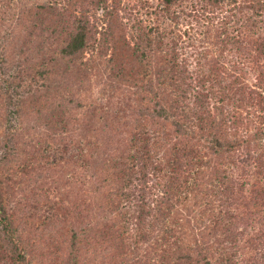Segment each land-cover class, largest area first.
Returning <instances> with one entry per match:
<instances>
[{
    "label": "trees",
    "instance_id": "16d2710c",
    "mask_svg": "<svg viewBox=\"0 0 264 264\" xmlns=\"http://www.w3.org/2000/svg\"><path fill=\"white\" fill-rule=\"evenodd\" d=\"M178 2L187 4L188 9L201 4V11L222 15L209 50L197 56L195 67H191L187 56L179 62L177 46L167 45L165 32H160L166 24L165 11ZM250 2L251 15L244 2L234 7L237 0H160L164 8L149 13L155 19L148 27L132 14L136 6L122 0H0V97L4 98L10 123L9 131L0 134V264H40L43 257L49 262L54 258L58 264H167V253L151 246L146 247L149 252L144 259L132 262L135 256L131 259L128 255L138 252L139 245L136 243L132 250L128 245L121 249L126 235L113 232L120 225L118 210L122 219L127 218L124 225L135 217L133 210L121 213L120 204L132 208L142 200L145 204L139 208H144L147 200L142 194L148 189L161 196L149 203L146 212L143 209L142 218L155 226L157 234L153 235L168 246L174 247L182 239L176 235L181 227L192 230L198 222L214 225L208 233L212 236L220 223L225 232L246 237L244 245L237 244L235 249L241 264H264V228L255 231L254 226L261 225L260 212L253 208L259 195L242 193L247 183L233 177L232 171L248 173L253 168L256 173L260 167L240 129L258 121L262 129L256 138H264V64H260L264 59V0ZM225 7L228 9L224 13ZM250 74L257 77L254 86L260 92L246 83ZM97 75L102 79L101 93L91 99V79ZM126 86L134 88V99L128 98L124 107L118 106L114 97ZM88 100H92L89 111L93 115L70 119ZM25 108H34L38 125L21 115ZM4 110L0 108V116ZM252 111L257 115L253 116ZM125 117L126 137L120 143L116 138L121 136L119 124ZM147 118L164 121L168 130L162 142L140 140ZM16 124L19 130L31 126L39 132L37 139L24 142L12 137ZM126 140L130 144H125ZM79 141L83 147L78 148L89 150L82 155L72 150ZM241 143L249 147L242 155L238 154ZM43 146L49 148L48 154L41 151ZM261 152L264 154V146ZM30 159L34 167L21 176L26 175L25 182L18 183L17 188L15 183L2 185L6 163L14 161L19 171H25ZM81 164L104 177L99 189L108 188L111 181L117 192L104 193L103 197L86 195L80 201L83 195L79 198L70 190V221L58 217L59 207H54L57 212L48 206L50 217L36 227L34 208L49 198L43 170L52 167L53 172L47 175L52 180L50 189L67 185L77 189L87 179L78 173L82 168L75 169ZM36 166L39 171L30 172ZM68 168L72 169L70 184L63 181L56 185L54 176L65 180ZM165 168L174 174H166L167 181L160 173ZM194 173L204 177L203 187L192 185L187 191L190 195L176 193L187 190V186L176 190L175 183L186 184L185 175ZM150 174L154 182L145 190L142 186L148 185ZM17 195H26L23 199L30 206L24 209L16 202V209L11 211L6 203ZM104 208L108 219H101ZM112 215L115 226L111 224L113 229L106 235L101 224ZM46 223L55 241L43 240ZM55 224H59L57 230ZM55 233L62 234V239L53 238ZM247 233L253 236L248 241ZM196 237L191 234L186 240L198 244ZM177 254L181 264L185 256ZM193 254L186 260L207 261L200 247Z\"/></svg>",
    "mask_w": 264,
    "mask_h": 264
},
{
    "label": "rangeland",
    "instance_id": "374dc122",
    "mask_svg": "<svg viewBox=\"0 0 264 264\" xmlns=\"http://www.w3.org/2000/svg\"><path fill=\"white\" fill-rule=\"evenodd\" d=\"M201 0H195V2H199L200 3ZM122 2H128L130 5H135L136 6V10L132 11L134 15L138 16L137 19H141L143 21H145L146 25H148V27H151L155 17L151 14V13H155V10L158 8L162 9L164 8L163 5L159 4L160 0H122ZM135 2V3H134ZM244 2V3H243ZM240 3H243L242 5L244 7H246L248 10V12L250 13V15L252 14V9L250 8L251 6V2L250 0H237V5L234 7H237L240 5ZM58 5H62V4H58ZM144 5V9H142L141 7ZM64 6V5H62ZM201 4H196L195 7H193L192 9H188V5L183 3H177L175 4V6H173L172 8H170L168 12L165 11V17H166V24L164 26H162V29L160 30V32H165L164 36L166 37V41H167V45H171L174 44L177 46V57L179 59V62L181 60V58L183 56H187L190 57V61L192 62L191 67H195L196 65V58L197 56L201 55L205 50H209V44L212 43L213 41V35L215 30L220 26V20L222 18V15L220 13H215V14H208L206 11H201ZM229 8H233V7H229ZM195 9H197L198 11H195ZM228 9L227 7L224 8V10L222 12L225 13V10ZM264 10V9H262ZM188 12H191L192 15H189ZM248 13V14H249ZM98 15H101V12H98ZM178 17V18H177ZM207 35V36H206ZM161 36V35H160ZM161 42L165 45V40L164 37L162 38ZM87 57V56H86ZM183 59V58H182ZM260 64H264V59L260 61ZM257 77L254 74H250L249 78H248V82H246L248 85H250L253 89L255 90H259L257 87H255V82H256ZM99 80V81H98ZM94 84H93V83ZM91 84H92V91H91V95H93V97L91 99H94L97 97V95H99L101 93V88H102V79H100L99 75L97 76H93L91 79ZM162 87V86H161ZM163 88V87H162ZM133 87H123V91H119L115 97H114V102L118 103V106H123L125 105L126 101L128 98H130L131 100L134 99V94H133ZM171 91V89H170ZM261 90H259L260 92ZM26 92H24L23 94H25ZM236 95H238V93H235ZM88 95H90V91L88 93ZM27 96V95H25ZM3 97H0V108L2 110H4V104L5 102ZM92 101V100H90ZM88 100L87 101V105L80 110L79 112L76 113H72V117L70 119H72L73 117L77 118V119H81L84 117L90 118L93 114V111H89L92 110L91 109V103ZM29 105H33L32 102H28ZM32 103V104H31ZM34 105H39L38 103L34 104ZM128 107V106H127ZM10 108V107H9ZM88 109V110H86ZM149 109V108H148ZM34 110V108H33ZM33 110H28V109H23L21 112V115H27L28 116V122L33 124L38 125L40 123V120H38L35 116V111ZM124 110V108H123ZM122 111V109L120 110ZM149 111H152L151 109H149ZM244 110L240 111L243 113ZM241 113V114H242ZM253 116H256L257 113H255L254 111H252ZM136 115V113H135ZM243 115L246 117V113H243ZM95 116V115H94ZM128 116V115H127ZM8 117L6 116L5 110L2 113V116H0V134H2L4 131L8 130V127L10 125V123H7ZM127 118L125 117L123 120H121L119 126L122 129V133L121 136H119L118 138H116V141L123 143L122 140H120L123 137H126V133L124 132L126 129V123ZM21 123V122H20ZM23 123V122H22ZM19 124H16L17 126V131H13L12 132V137H18L19 139H21L22 141L26 142L29 141L30 139H32V142L35 141L37 139L38 136V131H35L31 126H27V127H22L19 130L18 127ZM249 127H242L240 129L241 131V136L243 137V139L245 140H249V144L251 146V150L254 149V153L257 156V165L260 164L259 167V171L258 172H252L253 168L248 172V173H243V172H239V171H235L234 169H232L233 171V177L237 176L238 179L245 181L247 184L244 186V190L241 191L242 193L246 194V195H259L260 200L258 201V203L253 204V208L258 210L259 213V217L258 220H260V224H255V231H261V228H264V154L263 152H261V147L264 146V138H256V135L259 132V129H262V126L258 124V121L254 123L251 122L250 125H248ZM69 128H71V125L69 126ZM247 130H245V129ZM167 128L166 125L164 126V121L162 119H156V118H147L145 120V129L143 131L141 135V139L140 140H146L147 142L149 141L150 144L152 143V141L155 140H159L162 142L163 138L166 136V132H167ZM9 131V130H8ZM25 132V133H21V132ZM124 132V133H123ZM72 134V132H69ZM77 139V137H76ZM139 139V138H138ZM120 140V141H119ZM125 144H130L129 140L125 141ZM132 144V142H131ZM79 146H82V142L79 141L75 143V145L73 146L72 150L77 149V152L75 151V154H79L81 153V155L83 154V152H88L89 150L85 147L83 148H78ZM241 149L238 151V154L242 155L243 153H245V149L244 148H249L247 145H243V143H241ZM18 143L15 145V150L18 149ZM121 147H123V145H119ZM31 149V148H30ZM49 148L46 146H43L41 148V151H43L45 154L49 153ZM154 153V149L151 150V154ZM262 153V154H261ZM36 156V155H34ZM67 157V156H66ZM65 157V158H66ZM13 158V156L11 157ZM38 158V156H37ZM61 160V159H60ZM60 160H58V162L60 163ZM155 159L152 158V161H154ZM31 161V162H30ZM74 160L72 159L70 164L73 162ZM33 160L30 159L29 160V167H27V169L25 171H19L17 166L14 164V161L8 162L5 164L4 167V177L5 179L2 181V185L5 186V184L10 185V183H15V188L18 187V183L22 184L23 182H25V178H21V176L27 172L29 169L32 170V168L34 167L33 165ZM40 165L41 162L39 161ZM63 165H67V164H63ZM42 166V165H41ZM85 166H83L81 164V166L76 167L75 169H80L82 168L81 171H79V175L80 174H84L85 177L87 178L86 181H84L83 184L77 186V189H71L70 185H67L66 187H58V189L55 188H51V177L47 176L50 173H52V167L47 166V168H45L43 170V173L45 175L44 177V181H45V194L49 196L48 200H44L41 205L38 204V207H35V213L33 214V222H35V224L38 226H41V224L43 225V223H45L48 219L47 216L48 214L46 213V210H49L48 206H51L50 210H56L54 207H59V216H64L65 219L68 221H70V219H68L67 215L70 214L68 210L73 211V207H71V201H72V196L69 195L70 194V190H72L73 192H75L76 194L79 195V198L83 195V197L80 198V201H83L84 199H86V195L88 197L90 196H99V197H103V194L106 193L108 195L117 192V186L115 185V183L108 181V188H98L99 186L102 185L103 181H104V177H101L100 173L96 170V169H85ZM163 168V167H162ZM230 167H228L229 169ZM64 169V168H63ZM203 169V168H202ZM39 171V169L37 168V166L35 167V169H33L34 174H36ZM70 171H72V169L70 170V168H68V170L66 171V179H60L59 181V176L55 175L53 180L58 182L56 185H61L60 182L65 181V183L70 184ZM23 172V173H21ZM252 172V173H251ZM161 175L165 178L163 179V181H167L168 177L166 176V174L168 176L174 177V174L172 173V171L170 169H166L163 170L162 172H160ZM197 173L191 174V175H185L186 178V184L183 183L182 181H179V183H175V186L177 187L176 190L181 189L180 186H184V188H186L187 186V190H183V191H177L176 193H181V192H186V195H190L187 191H189L188 189L192 186V185H197L198 188L203 187L202 186V181L204 179V177L201 175H196ZM249 174H252L251 176H249ZM152 175L150 174V178L148 180V185L146 187L142 186L143 189L147 190L148 186L154 182L152 180ZM52 176V175H51ZM50 177V178H49ZM59 177V178H58ZM160 177V176H159ZM157 178V182H159L158 179L161 178ZM15 182H11V181ZM183 179V178H182ZM88 180H90L91 182H87ZM108 180V178H107ZM155 180V181H156ZM107 187V186H105ZM141 187V188H142ZM98 188V190H97ZM140 188V186L138 187ZM216 191V190H215ZM82 192V193H80ZM237 192V191H236ZM235 192V193H236ZM253 193V194H252ZM238 194L239 196H243V194H241L238 190ZM241 194V195H240ZM143 199L147 200L146 205L144 208H139V206H143L140 205L142 203L145 204V202H143L141 200L140 204L137 202V204H135L134 206H132V208H127L125 206V204H120L119 209L121 211V213L123 212H129V210H133L132 213L134 214L135 217L130 218L129 220V224L128 225H124L122 224L127 218H121L119 216V210H118V218H119V227L115 226V224L113 225V223H111V218H113V215L110 216V219H108V213L106 212V209L104 208L103 212H101V219L105 218L107 216V219H103L105 223L101 224L102 227L104 226L105 229V234L107 235V231L111 228L113 229L114 226L116 229L113 230V232L115 233H124L126 235V238L123 240V242L120 245V248L122 249H126L125 245H128L129 249L132 250L133 247H135L136 243L137 246L139 245L140 248H138V252H133L131 251V253L128 255L129 257L135 256L134 259H132V262L135 261L137 262L138 260L144 259V255L148 254V249L146 248L147 246H151L154 248L159 249V252H165L167 253L166 255V263L167 264H179L178 262V258H176L177 256H175V254H179L181 253L183 256H185V259L182 261L181 264H241V259L238 257V255L236 254V248L237 244L239 245H244L243 243H245V239L246 237L241 235V234H237V233H231V232H225V228L220 226V223L217 226L216 232L215 234H213L212 236H210L208 233L210 232V230L212 229V227H214V225H210L207 226L206 224L201 225L200 222L197 223L196 227H194L192 230H189V227L184 226L181 227L180 229H178L177 231V236H182L181 240H177L176 244L174 245V247H172L171 245L168 246L167 242H165L164 240L162 241L160 237H155L153 235L157 234L156 230H154L155 226L154 225H149L148 222L149 221H145V219H143L142 217V212L143 209H145V212L147 210V208L149 207V203L152 204V202H154L155 200H157L161 194L157 191H154L152 189H148L146 191V193L144 192L143 194ZM182 195H185L182 194ZM26 195H17L14 201L10 202L7 201L6 203V207L13 211L16 209V202L20 204V206H22L21 208H28L30 205H28L26 202V200L24 201L23 197ZM22 197V198H21ZM8 198H11L10 195ZM25 198V197H24ZM26 199V198H25ZM28 200V198H27ZM32 202L35 201V199L31 200ZM44 203V206H42ZM46 203L48 205H46ZM249 204V203H248ZM152 206V205H151ZM58 212V210H56ZM36 215V216H35ZM81 216V213L79 214ZM77 217V214H76ZM72 220V219H71ZM50 221V220H49ZM48 221V222H49ZM76 223V220L74 222V224ZM117 223V222H114ZM113 228H112V225ZM46 228H42V235H43V240H48L50 241V239H52L51 234H50V229L47 227V223L45 224ZM44 225V226H45ZM124 225V226H123ZM59 224H55L54 230H57ZM218 229H220L218 231ZM184 232L186 235H184ZM218 232V233H217ZM196 235V242H198V244H195V242H190V240H186L188 236L190 235ZM248 234V233H247ZM62 234L60 233H55V237L53 238H57L62 239ZM184 235V237H183ZM1 236V234H0ZM218 236V237H217ZM249 236V234H248ZM65 237V235H64ZM216 237V238H215ZM253 236H249L247 237V241L252 238ZM67 239H69V237H67ZM186 240V241H185ZM52 241H55V239H52ZM195 244V245H194ZM134 245V246H133ZM142 247V248H141ZM200 247L201 250V255L206 256L207 261H201L199 259V261L194 260V261H187L186 258H188V255H192L191 257L193 258V256L195 254H193V252H195L198 248ZM63 250L68 252V249L66 247H63ZM109 251H105V253H107ZM264 253V250L262 251ZM137 253H139L138 255H136ZM177 254V255H178ZM66 255V253H65ZM189 259V258H188ZM261 259V258H260ZM128 260V259H127ZM47 258L43 257L40 264H58L57 261L52 258V260L49 262H47ZM129 262V261H128ZM129 264H132L131 262H129Z\"/></svg>",
    "mask_w": 264,
    "mask_h": 264
}]
</instances>
